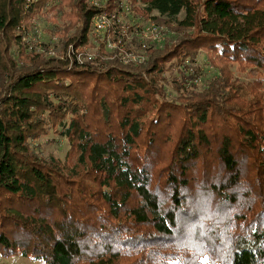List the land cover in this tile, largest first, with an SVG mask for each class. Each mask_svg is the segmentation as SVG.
Listing matches in <instances>:
<instances>
[{
	"label": "trees",
	"instance_id": "1",
	"mask_svg": "<svg viewBox=\"0 0 264 264\" xmlns=\"http://www.w3.org/2000/svg\"><path fill=\"white\" fill-rule=\"evenodd\" d=\"M114 1L102 10H120ZM133 6L123 17L132 34L126 51L140 48L134 27L142 20L175 26L176 36L149 45L146 63H122L118 51L110 59L101 40L95 57L79 63L76 53L68 56L70 46L95 48L90 21L101 9L87 0H0V197L10 201L0 220V254L46 264H264V0H134ZM48 12L55 15L47 28L55 41L32 30V18ZM200 52L216 70L202 85ZM174 69L178 95L167 99L162 75ZM247 70L252 81L237 75ZM100 76L119 84L124 98L109 99L113 89L100 86ZM149 108L157 110L154 124L180 109L189 114L168 165L167 198L136 146ZM93 110L103 124L115 121L121 136L92 132ZM213 114L232 133L214 150L206 129ZM52 134L78 153L74 181L84 169L91 183L62 186L63 166L33 144ZM200 146L216 151L212 159L223 173L209 183L190 175L208 153ZM194 188L199 197L189 193ZM203 199L212 204L205 208Z\"/></svg>",
	"mask_w": 264,
	"mask_h": 264
},
{
	"label": "rangeland",
	"instance_id": "2",
	"mask_svg": "<svg viewBox=\"0 0 264 264\" xmlns=\"http://www.w3.org/2000/svg\"><path fill=\"white\" fill-rule=\"evenodd\" d=\"M54 12L51 13H46V15L43 16H35L32 18L31 22L34 24V28L32 29V27H30L29 29L31 30H35L37 28H41V30H43L44 34L41 35L42 38H45L46 40L53 39L54 41L56 40V35H52L50 34L49 31H47V28L53 25V18L54 17ZM59 17H61L59 14L57 15L56 18V23H61L63 22L61 19H59ZM130 19V17L128 18ZM127 17H125V22H131L130 20H128ZM138 20L141 21V19L139 18ZM142 20L139 23V27L141 30H144L145 28L147 29V27L150 26V21L151 20ZM174 30V31H173ZM173 30L171 29V31L169 30V33L166 31V41L168 39H170L173 35L174 37L176 36V27L174 26ZM25 31V30H24ZM33 31H31V33H33ZM144 36H147L148 34H143ZM33 36L32 34L29 35L28 37ZM91 38V42L92 44H95V48L94 49H89L91 52L96 53V49L99 48V45L95 43L94 38L90 35ZM166 41H162L160 44L159 43H155L153 42V40L149 37H143V42L141 43L140 48H136L134 49L135 51H138V53H140L143 57H146L145 62L147 61V57H149V52L147 51V48L149 47V45H154L156 46L157 44H159V46H163L164 43ZM139 49V50H138ZM10 53H14L16 56V60L20 61V52L17 50L16 46H13L10 49ZM54 57V56H51ZM110 59L115 58V54H110ZM121 62V59H118ZM123 63V62H122ZM198 63L203 67V70H206L205 74L202 76L201 81L199 82V84H205L207 82V80L211 77H214L216 75V70L214 67H212L210 64H208L207 61V55L204 52H200L199 56H198ZM96 64V63H95ZM121 64V63H120ZM97 65V64H96ZM116 67H120V66H116ZM106 68V67H105ZM237 70V67H236ZM237 72V75H239L243 80L245 81H249V80H253L254 77H252L249 74V71L247 70L245 73L243 72ZM178 71L176 69H174L173 72H168L166 73V75H162V79L166 77V88H165V93H163V97L165 98H169L172 99L174 97H176L178 94L175 91L176 88H174V86L171 84L172 83V78L173 77H177L178 76ZM97 77V76H96ZM96 77H94L92 80L93 82L96 81ZM98 81H100V86H109L111 87L112 93L111 95H109V99H113V95L114 96H119L124 98L125 93L122 92V88L120 87L119 84L117 83H113L111 82L110 84H107L106 79L104 77H99L97 79ZM162 82H165L164 80H161ZM91 82V80H90ZM97 82V81H96ZM163 85V83H161ZM200 85V87H201ZM93 88V83L90 84L89 87V91H91V89ZM249 91H251L253 93V91L251 89H249ZM117 92V93H116ZM116 93V94H115ZM180 93V92H179ZM155 99L157 100V102H162V97H156V95L154 96ZM186 98V97H185ZM96 99V96L94 95V101ZM121 99V98H120ZM122 100V99H121ZM121 100H116L117 104H120ZM110 101V100H109ZM151 109V110H150ZM114 110L116 111V115H119V112H121V116L123 115V111L121 109V111L117 108H114ZM150 111H148L147 113L144 114L142 121L145 122V131L141 136V138H139L140 140H138V143L136 144L137 149L139 150V153H141L142 155V159L143 161L153 170L154 173V179L155 182L153 181V183L158 184L160 188H163L162 193L164 194V197L167 198L170 196L169 193H166V180H167V174H168V165L171 163L172 161V156L171 154L174 152L175 150V146L179 141L180 136L183 134L182 133V128H183V122L184 119L186 117L185 114H188L186 111L180 109L178 110L177 114H171V116H166L165 114L160 115V119L155 122L151 121L157 117L156 115V111L153 112V108H149ZM185 110H188V108H186ZM92 117H91V127L93 128L92 132H95V130L99 133H115L118 136L121 133V130L117 127V123L115 121H113L112 126L109 125H105L103 124L102 120L100 119V111H92ZM120 116V115H119ZM189 116V114L187 115V117ZM115 118V117H114ZM229 122H231V124H233V126H235L237 124L236 120L234 118L230 117L228 118ZM190 124V123H189ZM188 126V125H187ZM202 126H199L198 128H200ZM228 125L224 124L221 119L218 117L217 114H213L210 117V123L206 124V129H207V134L209 139L211 140L210 143H212V147L213 150L215 148L216 145H219V143H217V141H219L218 139L221 140L222 136L225 135H229L232 134L229 132V129L231 128H227ZM156 129H160L159 133H157L156 135H158V137L156 138L154 144H150L149 143V139L151 134H153L154 130ZM225 131L227 132V134L225 133ZM160 132H164V133H160ZM33 144L35 146V148L38 150L39 153H41V157L44 156L46 158L52 156L54 157V159H56L58 161V163L63 166L61 167V171H62V186L65 189H68L72 186H78V184L80 183H85V184H89L91 183V180L89 178V176H87L86 174H84V169H80V177L79 180L77 182L74 181V179L76 178V175L78 172L74 173L73 169H77V171L79 170V168H77V158H78V153L75 151V149L71 148L70 143L64 139L63 137H60L59 135H50V136H44L38 139H35L33 141ZM201 149H203V154H206V156H203L200 161H195L196 163L193 164V166L190 169V175L193 177L194 180L201 182V183H209L207 181H211L213 179H217L215 177L217 176H223V173L221 172V168H220V163L216 160L214 161L212 158L215 156L216 157V151L210 152L208 151L207 148H203L200 146ZM243 171H246L247 175L249 173V171L251 170V166L247 163L243 165ZM74 173V176L72 175ZM212 176V178H211ZM250 176V175H249ZM246 177V176H244ZM247 178V177H246ZM248 179V178H247ZM215 182V181H214ZM194 192L191 190L189 193L191 194V196L196 195L197 197H199L200 195L197 194L198 189L194 188L193 189ZM205 190V189H204ZM207 191V190H205ZM208 194L211 193L209 191H207ZM78 199V195H75L74 197V201H77ZM74 201H73V205H74ZM10 201H8L7 199H4L3 197H0V220L2 221V219L4 218V215L7 213L6 210H4L6 207H8V203ZM203 205L206 208L207 206H209V204L211 202V200H207V199H203ZM93 203V202H92ZM95 203L96 204H100V200L95 199ZM203 209V208H202ZM44 210V209H42ZM199 211H202L200 213L199 218L203 219L204 218V212L201 209H198ZM198 234V233H197ZM206 264H208L207 260L204 261ZM0 264H46L44 261L41 260H33L31 258L25 257L23 255H17V256H3L2 254H0Z\"/></svg>",
	"mask_w": 264,
	"mask_h": 264
},
{
	"label": "built area",
	"instance_id": "3",
	"mask_svg": "<svg viewBox=\"0 0 264 264\" xmlns=\"http://www.w3.org/2000/svg\"><path fill=\"white\" fill-rule=\"evenodd\" d=\"M110 1L111 0H87L89 6L101 10L105 9ZM114 3L119 5L120 10L112 13L102 10L92 17L89 28L90 35L94 38L96 44L99 43V40L104 43L106 46V53L108 52L109 56L110 54L112 56V54L118 51L117 55H115L118 56L119 59H122L121 61L125 64L132 62L139 64L145 62L143 60H145L146 57H143L137 51L130 50V52H128L129 50H125V45L129 43L132 34H129L128 27L123 23V17L126 12L133 10L134 0H115ZM150 22V26L144 30H141L138 26L139 24H137L134 27V32H137V34L142 37L151 38L155 43L160 44L162 41H165L166 31L168 30L167 32L169 33L168 27L158 25L152 21ZM37 31H39V37H41V28H37ZM144 33L148 35L144 36ZM122 38H125V40H122ZM38 41H40V39ZM74 54L79 63L92 60L93 57H95V53L87 50V48L74 47V45H71L68 56L72 58ZM49 55L57 57L58 53L53 50V48H50Z\"/></svg>",
	"mask_w": 264,
	"mask_h": 264
}]
</instances>
